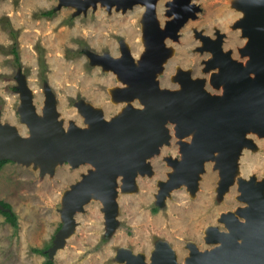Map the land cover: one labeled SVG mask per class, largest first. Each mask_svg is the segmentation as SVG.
Here are the masks:
<instances>
[{
  "label": "rangeland",
  "instance_id": "rangeland-1",
  "mask_svg": "<svg viewBox=\"0 0 264 264\" xmlns=\"http://www.w3.org/2000/svg\"><path fill=\"white\" fill-rule=\"evenodd\" d=\"M164 1L158 0L155 11L161 31L170 19L166 14L169 0L163 7ZM191 2L198 5L199 10L179 28L176 39L166 34L165 47L172 48V55L161 66L156 80L161 89H178L180 86L174 80L170 81L172 75L179 79L180 71L188 72L192 79H203L204 88L211 94H220V89L206 82L209 75L212 78L214 70H209L208 74L200 71L199 60L205 70L211 52H200L203 44L197 33L210 38L220 33L224 36L222 48L231 49V56L244 62L247 57L241 56L243 59H240L236 50L240 52L246 38L237 22L244 19L246 13H243L241 0ZM86 6L80 10L77 5H66L61 0H0V121L15 126L23 136L29 131L20 119L22 81L31 90L32 103L38 115H42L47 103L44 88H49L54 94L57 118L65 128L70 124L85 125L83 111L76 106L79 102L100 109L106 119L116 113L122 114L129 104L142 106L137 98H118L120 90L115 88L122 87L123 81L117 79L112 68L93 56L120 57L125 50H130L136 60L143 50L141 34L143 24L147 22L145 19L142 21L144 5L124 10L121 6L116 10V5L108 9L98 0ZM49 9L53 10V15H41L42 11ZM4 16L17 32L15 43L20 64L9 52L14 40L2 27ZM178 66L180 71L175 73ZM167 126L172 136L169 143H163L159 153L147 160L152 175H136L134 179L138 186L133 191L124 190L126 180L122 182L118 176L114 229L107 225L101 203L92 200L74 214V231L49 259L55 264H122L125 258L121 257V252L126 251L141 254L149 263L151 250L165 243L175 251L177 263L183 264L191 249L189 246L195 244L201 251L215 246L206 244L204 231L208 227L205 226L220 221L219 211L241 205L237 199V183L219 194L218 186L222 180L218 182V171L213 168L214 162L209 160L204 164L200 179H197V189L187 182V186L182 184L170 189L169 197L167 195L166 199L157 202L163 192L162 181L172 170L163 158L169 155L179 158L178 143L191 138V135L176 137L172 129L174 124L168 123ZM247 137L254 146L244 148L243 156L238 159L241 175L243 178L254 175L263 179L264 137L256 133ZM89 168L91 166L87 164H79L76 168L63 163L56 165L53 172H41L32 163L17 161L2 166L0 200L9 203L16 214L17 228L6 222L0 212V264H43L46 257L32 249H43L48 254L65 224L61 212L67 208L66 190L81 179V174L88 173Z\"/></svg>",
  "mask_w": 264,
  "mask_h": 264
},
{
  "label": "water",
  "instance_id": "water-1",
  "mask_svg": "<svg viewBox=\"0 0 264 264\" xmlns=\"http://www.w3.org/2000/svg\"><path fill=\"white\" fill-rule=\"evenodd\" d=\"M97 1L61 0L66 5H77L80 10L86 9L89 2L95 4ZM102 1L107 3L108 9L111 4L118 2ZM124 1L132 4L143 0ZM153 1H150L152 18ZM172 1L178 16L165 29L175 38L178 29L188 17L195 16L199 7L194 8L191 0ZM245 2L247 17L241 27L242 35L247 39L240 52L242 56L249 55L246 64L232 60L229 52H222L220 39L212 45L218 58L216 61L221 66L219 72L212 76V81L216 84L224 83L220 94L210 95L203 87V79L192 80L188 75L182 80L181 90L161 89L156 80V74L162 66L159 60H152L151 53H148L136 68L129 52L125 50L120 59L109 55L101 56L100 59L118 72L120 70L123 78L129 82L130 86L119 93L127 98L139 96L145 108L127 107L122 117H112L105 121L100 109L79 102L76 106L84 109L90 127L70 124L66 129L57 118L54 94L49 88H44L47 103L45 109H42V116H39L32 103L31 90L24 81H20L23 93V102L19 105L20 119L26 122L29 133L23 137L15 126L0 121V160L40 164L41 172H53L58 161L61 164L68 161L72 167L88 161L93 167L92 171L81 174L82 180L66 190L67 208L63 213L65 224L49 248V258L74 231V214L83 209L85 199L91 192L104 197L107 217L112 219L109 227L114 229L117 212L114 202L115 177L122 173L125 178H132L136 168L144 167L147 157L158 154L160 145L169 143V121L178 125L177 131L180 134L197 128L193 143L182 144L184 159L181 157L182 160L173 161L179 169L167 182L170 187L182 180L195 186L196 173L202 168L201 161L214 158V153H217L216 160L229 180L236 165L234 163L242 157L243 149L253 145L244 134L251 130L259 137L264 136V0L260 4H256V0ZM131 4L130 7L133 6ZM151 17L149 27L153 26L154 21ZM145 36L154 48L164 47L162 40L165 37L157 32L156 26L153 31L147 30ZM214 66L218 65L211 67ZM157 67L158 72L154 73ZM204 71L208 72L209 69ZM253 186V182L242 185V198H247L248 206L238 205V216L234 213L224 216L230 229L224 232L212 228L211 234L214 240H221L220 246L215 245L210 251L195 253L188 264H264V181ZM158 248L162 256L157 252L150 264L176 263L168 245L161 243ZM121 253L132 264H146L141 254Z\"/></svg>",
  "mask_w": 264,
  "mask_h": 264
},
{
  "label": "bare ground",
  "instance_id": "bare-ground-1",
  "mask_svg": "<svg viewBox=\"0 0 264 264\" xmlns=\"http://www.w3.org/2000/svg\"><path fill=\"white\" fill-rule=\"evenodd\" d=\"M102 1V0H101ZM103 2V1H102ZM128 1H124V0H118V2H115V3H113V4H111V6H110V8H112V6L113 5H116V10H120V7H121V5H123L122 6V10H124V9H128V7H130L129 5L131 4H129V3H127ZM89 3H92V2H89ZM88 3V4H89ZM103 3H105L106 4V6H107V3L106 2H103ZM150 1H148V0H143L142 2H136V3H132L131 5H133V6H135V5H144V7H145V12H144V14H143V19H142V21L145 19L147 22L145 23V24H143V29H142V34H141V41H142V44H143V50H142V52H141V54H140V56L135 60L134 59V57L131 55V53H130V50H129V48L127 47V45H126V47L128 48V50H129V55L132 57V59H133V61H134V65L136 66V68H138L141 64L140 63H142V61L144 60V58H145V56H146V54H150L151 53V56H152V60L153 59H157V60H159V65L161 66V65H163L164 64V62L166 61V59L169 57V56H171L172 55V48H170V47H165V42H164V39L166 38V34H168V36L170 35L171 36V34H169L168 32H166V27L170 24V25H172L173 23H174V21H175V18L178 16V14H177V11H176V8H175V3H174V1H168V3H167V5L169 6L168 8V10H167V12H166V14L170 17V19L166 22V24H165V26H164V30L163 31H161L160 30V27H159V24H158V22H157V20H156V12L154 11L152 14H153V18L151 17V12H152V10H150V7H151V5H150ZM124 5H127V6H124ZM85 7H87V6H85ZM108 7V6H107ZM245 10V11H244ZM242 12V11H241ZM246 13V8L244 7L243 8V13ZM244 13V14H245ZM188 13H186V15H187ZM186 15H184V16H186ZM149 17H151L154 21H153V23L155 24H153L152 23V25L155 27L156 26V30H157V32H159L163 37H165L163 40H162V42H163V46L164 47H159V48H154L153 46H151L150 45V43H149V39L145 36V33H146V31L147 30H151V31H153V26L151 27H149V25H148V23H150V18ZM188 18H190V17H188ZM177 19V18H176ZM174 26V25H173ZM241 26V25H240ZM172 28V27H171ZM166 32V33H165ZM243 32V31H242ZM220 33H215V38H210V36L209 35H203L202 33H197V36H200V41L202 42V44H203V47L202 48H200V52H208V51H210L211 52V56L208 58V60L206 61V66H205V68L206 69H209V70H214V71H212L211 72V77L214 75V74H217L218 72H219V70L221 69V66H220V64L216 61V60H218V58L216 57V53L213 51V44L214 43H216L219 39H222V37H220ZM143 36V37H142ZM172 37V36H171ZM197 38V37H196ZM199 38V37H198ZM174 39V38H173ZM247 39V38H246ZM206 41H210V42H207L206 43ZM222 43H223V39H222ZM246 43V42H245ZM210 45V46H209ZM243 47H241L240 48V51H241V49H242ZM221 51L222 52H225V50L222 48L221 49ZM240 54H241V52H240ZM91 55V54H90ZM166 55H167V57H166ZM246 57H247V59L243 62V61H240V62H242V64H246V62L248 61V59H249V55H245ZM123 56H120V57H113V58H122ZM93 58H95V59H97V60H99V61H102V59H100L101 58V56H99V55H95L94 54V56H93ZM230 58L232 59V60H234V58L230 55ZM235 60H237V59H235ZM104 62V61H103ZM102 62V63H103ZM210 63V64H209ZM108 65V64H107ZM212 65H218V66H214V67H211ZM104 67V66H103ZM108 67L109 68H112L110 65H108ZM128 68H130V67H128ZM158 69H159V67H157V69H156V71L154 72V73H156V72H158ZM112 70H113V72H115L116 74H117V79L119 78L121 81H123V86L122 87H116L115 89H119L120 91H122V90H126L129 86H130V84H129V82L128 81H126L124 78H123V76H122V74H121V71L119 70V72H118V70L117 69H113L112 68ZM177 70H178V72L180 71V69H179V66H178V68H177ZM209 72V71H208ZM158 74V73H157ZM173 77H172V81L173 82H176L179 86H181V83H182V78H181V75H180V73L178 74V78L179 79H176V77L174 76V75H172ZM190 79H192V78H190ZM197 79H199V78H197ZM212 79L213 78H211L210 79V75L208 76V78L206 79V82L210 85V86H212L213 88H215V89H222L223 90V88H224V83H222L221 82V84H216L215 82H213L212 81ZM193 80V79H192ZM194 80H196V78L194 79ZM126 85H128L127 87H126ZM158 86H159V84H158ZM203 87H204V85H203ZM159 88H160V86H159ZM182 89V87H179L178 89ZM180 89V90H181ZM205 89V88H204ZM207 91V90H206ZM210 95H212L209 91H207ZM119 97V99H121V100H124V98H126V99H128V100H135L136 98H137V100H138V102H139V104H141L142 106L141 107H135V106H131L130 104L128 105V106H126V108L127 107H133L134 109H142V108H145V103L143 102V100L139 97V96H136V97H134V98H127L128 96H125V95H122L121 93H119V95H118ZM23 97V96H22ZM23 99V98H22ZM21 99V95H20V102L22 103V100ZM83 103V102H82ZM84 104V103H83ZM84 105H86V104H84ZM86 106H90V105H86ZM78 108H80V110H82L83 111V115H84V124L85 125H83V126H80V127H85V128H89L90 127V124L87 122V119H86V117H85V112H84V109L82 108V107H80L79 105L77 106ZM91 108H93L92 106H90ZM126 108H125V110H124V112L122 113V114H114V116H113V118H115V117H122L124 114H125V112H126ZM45 109V107L43 108V110ZM93 109H95V108H93ZM79 110V109H78ZM80 112V111H79ZM38 115V114H37ZM39 116H42L41 114L39 115ZM118 117V118H119ZM103 119L105 120V121H107V120H109L110 118H104V116H103ZM22 122H24V121H22ZM168 123H170V124H174V127L172 128L173 129V131H174V133H175V136L177 135V136H180V138H182V136H185V137H189L190 135V137L191 138H189L188 140H186V142H183L182 144H184V143H188V144H191V143H193L192 142V140L194 139V136H195V134H196V132H197V128H192L190 131H188L187 133H182V134H180L178 131H177V124L176 123H174V122H171V121H169ZM24 124V123H23ZM75 126H78V125H76V124H74ZM25 126H26V122H25ZM27 127V126H26ZM69 127V126H68ZM67 127V128H68ZM66 128V129H67ZM250 133H255V132H253V131H251V130H248L245 134H244V136H245V138H247V139H249L247 136H248V134H250ZM169 134H170V130H169ZM19 135H21L20 133H19ZM21 136H23V135H21ZM26 136H28V135H26ZM25 136V137H26ZM176 136V137H177ZM24 137V136H23ZM170 137H172L171 135H170ZM170 137H169V140H170ZM264 137V136H263ZM251 140V139H250ZM252 141V140H251ZM252 143H253V145H252V147L254 146V142L252 141ZM165 144H168V143H165ZM179 144V151L181 152L180 154H181V157H182V159H184V150H183V147H182V144L181 143H178ZM161 146V145H160ZM252 147H250V148H252ZM217 153H214V158H208V159H203L201 162V165H202V168H201V170L199 171V169H198V171H197V179L199 180L200 179V174H202L203 173V171H204V164H205V162H207V161H209V160H212L213 162H214V169H216L217 171H218V175H219V180H218V182L219 183H221V180H222V183L218 186L219 187V189H218V193L219 194H223V191L225 190V192H227V190H228V188H229V185L231 186L232 184H234L235 182L237 183V191L239 192L238 194V196H237V199L241 202V205H239L240 207H242V206H244V204H246L247 206H248V200H247V198H244V199H246V200H244L243 198H242V191H243V187H242V185H248L249 184V182H253V185L254 186H258L259 184H260V182H263L264 181V178L263 179H257L254 175H249V177L247 178H243L242 177V175H241V172H240V169H239V163H238V160L234 163V164H236V165H234V167H233V169H232V173H231V177H230V179L228 180V177L227 176H225L224 175V173H223V170H222V168L219 166V164H218V161L216 160V157H217V155H216ZM154 155V154H153ZM152 155V156H153ZM152 156H149V157H147L146 158V161H145V165H144V167L142 168V169H138V168H136L135 170H134V176L132 177V178H125V176L121 173V174H119V175H117L116 177H115V181H114V190H115V196H114V202H115V204H116V207H117V205H118V203L116 202V200H115V198L117 197V193H118V190H117V188H116V180H117V178H118V176H120L121 178L120 179H122V182L123 181H125V189L124 190H127V191H133V190H136L137 188V186H138V184H137V182H136V180L134 179L135 177H136V175H140V177L141 176H145V175H148V176H151L152 175V169H151V166H150V164L148 163V161L147 160H149L148 158H150V157H152ZM181 159V160H182ZM239 159V158H238ZM164 160L166 161V164L167 165H170V166H172V170H170L169 171V175L166 177V179L165 180H163L162 181V184H161V187H163V192L161 193V195H160V197H159V199H157V202H161L162 200H160V199H166V196L168 195V197H169V191H170V189H173V188H175V187H180L182 184H184V185H186L187 186V182H188V185L191 187L192 185H193V183H190L189 181H187V180H182L181 182H178V183H175L174 185H172V187H170L169 186V184H167V182L169 181V179H171V176H172V174L174 173V172H178L177 171V169H179V167L178 166H175L174 165V163H173V161L175 160V158H173L172 156H167V157H165L164 158ZM18 162V161H17ZM21 163H23V164H31L32 162H29V163H26L25 161H22ZM65 164L67 163V164H69L70 166L72 165L71 163H69L68 161H66V162H64ZM33 164V163H32ZM58 164H61V162L60 161H58L57 163H56V165H58ZM81 164H87V165H90V162H88V161H84V162H81ZM80 164V165H81ZM200 164V163H199ZM78 166H79V164H78ZM78 166H76V168L78 167ZM91 166V165H90ZM36 167H41V165L40 164H37L36 165ZM42 168V167H41ZM39 170H40V168H39ZM88 170H93V167L91 166V168H89ZM83 174H86V173H83ZM143 176V177H144ZM221 178V179H220ZM80 180V179H79ZM82 180V179H81ZM135 180V181H134ZM253 180V181H252ZM263 180V181H262ZM78 181V180H77ZM76 181V182H77ZM219 183H217V184H219ZM160 184V181L159 182H157V185H159ZM194 185H195V187H196V189H197V185L194 183ZM70 186V185H69ZM253 186V187H254ZM250 187H252V186H250ZM130 189V190H129ZM167 190V191H166ZM195 191V190H194ZM262 192H263V195H264V190H262ZM193 194V193H192ZM225 194V193H224ZM194 195V194H193ZM92 200H98L100 203H101V211L102 212H104V216H105V218H106V220H107V225L108 226H110L111 225V222H112V219H110L109 217H107V212H106V210L107 209H105V207H106V203H105V200H104V197L103 196H100V195H96L94 192H91L90 193V195L88 196V198H86L85 199V201H86V203L85 204H87L88 202H90V201H92ZM244 201H247V202H244ZM84 204V205H85ZM240 207H238V208H240ZM237 208V209H238ZM237 209H235L234 210V214L235 215H237L238 216V214H237ZM226 212V211H225ZM231 212V213H232ZM224 214H226V213H221L220 214V217H221V219H220V221L219 220H217V222L216 223H219V224H222V225H224L225 227H226V229L227 230H229L230 228H229V226H228V222H227V220L224 218ZM61 216H62V219H64L65 218V216H64V214L61 212ZM238 218H240V217H238ZM221 222H223V223H221ZM215 225H213V224H209L208 226H206V230L204 231V239H206V244L207 243H209V244H214V245H217V246H220V244H221V242H219V241H221V240H214V238H213V236H212V234H211V230H212V228L214 227ZM73 230H74V227H73ZM226 230V231H227ZM73 232V231H72ZM70 236V234L68 235V237ZM213 241H216V242H213ZM241 241V238H239V240H238V242H240ZM189 248H191V249H189V253H188V255L185 257V259H184V263L183 264H188V262H189V259L192 257V256H194V254L195 253H202L203 251H201V250H199L196 246H195V244H193V246L191 247V246H189ZM213 248V247H212ZM212 248H207L206 250H208V251H210ZM173 249V248H172ZM171 249V247H170V250H171V255L173 256V258L175 259L174 261H176L177 259H176V255H175V251L173 252V250ZM157 252L160 254L161 252H160V250H159V248L158 247H155V249H152L151 250V258H149L150 260H149V263L148 262H146V261H144L146 264H150L152 261H154V259H155V257H156V255H157ZM133 253H135V252H133ZM161 255V254H160ZM162 256V255H161ZM121 257L122 258H124V257H126L123 253H121ZM150 257V256H149ZM147 260V259H146ZM122 264H132V263H130V261H129V259H128V257L126 258V259H122ZM175 264H178L177 263V261H176V263Z\"/></svg>",
  "mask_w": 264,
  "mask_h": 264
},
{
  "label": "trees",
  "instance_id": "trees-1",
  "mask_svg": "<svg viewBox=\"0 0 264 264\" xmlns=\"http://www.w3.org/2000/svg\"><path fill=\"white\" fill-rule=\"evenodd\" d=\"M41 15L51 16V15H53V10L49 9V10L42 11ZM2 18L3 19L1 22H2L3 29L6 30L8 32V34L11 36V38H13V40H14V43L12 44L11 48L9 49V52L13 55L15 62L20 64L19 57H18V51H17V47H16L17 44L15 43L16 38H17V32L12 28V26H11V24H10V22L6 16H4ZM7 162H10V160H7V159L0 160V169ZM155 210H156V208H153V211H155ZM0 212L5 217V221L8 222L13 228L16 229L17 228L16 214L11 210L9 203L0 200ZM32 251L35 253H38V254H42L46 257L43 264H55L52 259L48 258V254L45 251H43V249L33 248Z\"/></svg>",
  "mask_w": 264,
  "mask_h": 264
},
{
  "label": "flooded vegetation",
  "instance_id": "flooded-vegetation-1",
  "mask_svg": "<svg viewBox=\"0 0 264 264\" xmlns=\"http://www.w3.org/2000/svg\"><path fill=\"white\" fill-rule=\"evenodd\" d=\"M149 1H152V0H149ZM168 0H166V1H164L162 4H163V7L165 6V3L167 2ZM169 1H172V0H169ZM192 1V0H191ZM246 0H241V6L244 8L245 6H246V2H245ZM157 2H158V0H155V1H153V8H154V11H157ZM260 2H261V0H256V4H260ZM191 4H193V6H194V8L195 7H197L198 5H196V4H194L193 2H191ZM161 5V4H160ZM121 6H123V5H121ZM159 7V6H158ZM130 8H133V6H131ZM246 8V7H245ZM167 12V11H166ZM163 14H164V12L162 11V16H163ZM246 17H247V14L245 15ZM245 17V18H246ZM239 20V19H238ZM237 20V21H238ZM242 21H244V19H242V20H239L238 22H237V24H240L241 25V23H242ZM166 24V23H165ZM165 26V25H164ZM179 30V29H178ZM177 34H178V31H177ZM179 35V34H178ZM178 36H175V38L174 39H176ZM220 37H222V39H223V43H222V39H220L221 40V47H222V44H224V36L223 35H220ZM173 38V37H172ZM245 44V43H244ZM244 44H242L240 47H243V45ZM215 44H213V46H214ZM238 46V45H237ZM237 46H236V48L235 49H237ZM229 52V54L231 55L232 54V50L231 49H225V52ZM237 51V54H238V56H239V58L240 59H243V58H241V54H240V52H239V50H236ZM235 59V58H234ZM201 59L199 60V64H200V71L202 72V73H207V72H205L204 71V69H202V67H201ZM237 61H243V60H239V59H237ZM176 71H177V67H176V69H175V73H176ZM208 74V73H207ZM180 75H181V78L182 79H184V77H187L186 75H188L190 78H192L190 75H189V73L187 72H183V71H180ZM195 79V78H194ZM171 82H172V80H170ZM45 82V81H44ZM16 89V87L14 88V90ZM243 153V152H242ZM179 154V153H178ZM170 156V155H169ZM242 156H243V154H242ZM165 158V157H164ZM164 158H163V160H164ZM174 158V157H173ZM175 159H181V155L179 156V158H175ZM165 161V160H164ZM236 189V188H235ZM235 197V196H234ZM239 204H237V205H233V206H231V207H228L227 209H225V210H222V211H219L218 213H226V214H229V213H231L232 211L234 212V210L236 209V207L238 206ZM226 211V212H225ZM232 212V213H233ZM226 214H224V216L226 215ZM225 218V217H224ZM215 226L213 227V228H216V229H218V230H220V231H224V232H227L228 230L226 229V227L224 226V225H222V224H219V223H216V224H214ZM206 227V226H205ZM227 230V231H226ZM201 238L203 237V230H201ZM213 236V235H212ZM203 240V239H202Z\"/></svg>",
  "mask_w": 264,
  "mask_h": 264
},
{
  "label": "crops",
  "instance_id": "crops-1",
  "mask_svg": "<svg viewBox=\"0 0 264 264\" xmlns=\"http://www.w3.org/2000/svg\"><path fill=\"white\" fill-rule=\"evenodd\" d=\"M5 164H7V163H5ZM5 164H4V165H5Z\"/></svg>",
  "mask_w": 264,
  "mask_h": 264
}]
</instances>
